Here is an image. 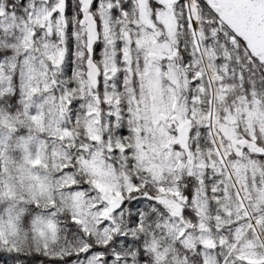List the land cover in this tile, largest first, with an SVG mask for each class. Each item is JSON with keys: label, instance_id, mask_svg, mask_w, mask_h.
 <instances>
[{"label": "trees", "instance_id": "trees-1", "mask_svg": "<svg viewBox=\"0 0 264 264\" xmlns=\"http://www.w3.org/2000/svg\"><path fill=\"white\" fill-rule=\"evenodd\" d=\"M196 1L202 57L184 2L170 6V32L159 21L167 7L147 0L155 41L169 49L157 61L162 85H172L176 113L188 124L184 145L173 148L175 170L156 180L140 155L149 139L137 116L144 71L135 41L138 1L58 0L51 19L59 17L60 31L56 26L47 37L34 21L31 35L27 29L37 0H0V264H264L261 244L206 128L212 97L207 67L222 151L264 242V157L234 150L222 132L227 126L237 140L264 150V135L258 129L251 134L237 114L256 105L264 115V61L204 1ZM86 15L96 32L91 42ZM106 27L115 64L109 79ZM46 37L63 50L60 65L48 71L40 56ZM90 93L101 110L114 101L115 110L101 116L104 147L90 131ZM98 152L122 177L121 204L104 235L85 228L76 208L78 194H93L88 162ZM176 222L195 241H183Z\"/></svg>", "mask_w": 264, "mask_h": 264}, {"label": "rangeland", "instance_id": "rangeland-1", "mask_svg": "<svg viewBox=\"0 0 264 264\" xmlns=\"http://www.w3.org/2000/svg\"><path fill=\"white\" fill-rule=\"evenodd\" d=\"M37 1L39 5L32 8L27 23V29L31 35V26L34 21L44 27V33L47 37H51L52 31L56 26L58 27V32L60 31L59 17L55 20L51 19V13L58 8V0H50L48 4V0ZM137 1L140 12V28L138 37L135 41L144 61L137 116L140 123V131L144 132L149 139L147 144H141L140 155L145 167L151 172L153 177L158 180L175 170L178 157L173 148L176 145L181 147L184 145L185 134H187V132L184 131L181 134L180 128L188 124L176 113L174 93L170 88L172 85L169 87H163L162 85L163 72L158 66L157 61L165 55H168L169 49L167 46L159 45L155 41L154 26L149 19L147 0ZM176 1L177 0H159L160 3L167 7V12L159 16V21L170 32L175 28L170 6ZM263 1L264 0H254L253 3L252 1L248 3L247 0H217L218 5L223 8L222 20L232 26L236 34L245 39L251 52L262 61H264V5L260 6V3ZM84 23L88 29L91 42L96 37L94 24L88 15H86ZM189 29H191L190 26ZM104 30L102 40L105 45V71L109 79L115 73L114 52L112 38L109 35L107 27L106 29L104 28ZM230 42L235 44L233 39H230ZM196 47L198 52L202 55V45H198L197 43ZM40 56L42 66L45 71H48L49 67H57L60 65L63 57V50L58 43L47 38ZM208 75L209 77L211 76L209 72ZM168 76L170 83L176 85L174 72L170 71ZM90 78L92 79V75H90ZM208 80L213 95L214 89L211 79ZM93 85H95L94 81H92L91 86L93 87ZM90 98V131L96 144L99 147H104L105 145L101 134V116L104 112L105 114H109L112 110H115L114 101L109 100L107 106L101 110L98 101L92 99L91 93ZM209 110L208 123L206 124L209 140L217 150V155L223 163L222 167L226 171L227 179L237 191L236 197L239 207L247 216L248 227L256 232L257 237H259L264 254V242L257 231L258 221L250 216L244 199L239 191L238 184L230 172L222 154V147L215 128L213 97H211L209 101ZM237 114L239 119L243 120L244 125L251 134L255 129H258L264 135V115L259 110L258 106L255 105L250 107L245 105L238 109ZM212 130L217 134V141L213 139ZM222 132L231 141L230 146L233 147L234 150L240 151L243 148L246 141L237 140V135L233 132V129L224 126ZM88 170L94 179V191L92 196L89 197L78 194L76 206L77 217L85 228L91 229L97 234L104 235L108 231L106 224L112 220L114 210L121 204L120 179H122V177L118 174L108 158H106V155L101 152H98L97 156H93L88 162ZM158 191L162 194L164 193L162 188H159ZM174 230L185 242L192 243L196 239V237L189 233L184 227L181 228L179 222H176ZM89 263L90 262H88V264Z\"/></svg>", "mask_w": 264, "mask_h": 264}, {"label": "flooded vegetation", "instance_id": "flooded-vegetation-1", "mask_svg": "<svg viewBox=\"0 0 264 264\" xmlns=\"http://www.w3.org/2000/svg\"><path fill=\"white\" fill-rule=\"evenodd\" d=\"M202 1H204L206 4V6L208 7V8H210L217 16H218V18H220V20H222L223 18H222V16H223V8L221 7V6H219L218 5V3H217V0H202ZM248 1V3L250 2V1H252V3L254 2V0H247ZM193 3L195 4V6L197 7L198 5H199V3H197V1L196 0H193ZM251 3V2H250ZM261 5H264V1L262 2V3H260V6ZM225 24H227L224 20H222ZM230 28H231V30L233 31V32H235V29L232 27V26H230L229 24H227Z\"/></svg>", "mask_w": 264, "mask_h": 264}, {"label": "water", "instance_id": "water-1", "mask_svg": "<svg viewBox=\"0 0 264 264\" xmlns=\"http://www.w3.org/2000/svg\"><path fill=\"white\" fill-rule=\"evenodd\" d=\"M185 130V126H182L180 128V132L183 133ZM244 149L248 150L252 153H255L256 155L260 156V157H264V150L260 149L257 145H255L254 143L251 142H247L244 144Z\"/></svg>", "mask_w": 264, "mask_h": 264}, {"label": "built area", "instance_id": "built-area-1", "mask_svg": "<svg viewBox=\"0 0 264 264\" xmlns=\"http://www.w3.org/2000/svg\"><path fill=\"white\" fill-rule=\"evenodd\" d=\"M189 26L191 27V31L193 32L194 37L196 39L197 38V29H196V25H195V22H194V18L189 19Z\"/></svg>", "mask_w": 264, "mask_h": 264}, {"label": "bare ground", "instance_id": "bare-ground-1", "mask_svg": "<svg viewBox=\"0 0 264 264\" xmlns=\"http://www.w3.org/2000/svg\"><path fill=\"white\" fill-rule=\"evenodd\" d=\"M194 10V9H193ZM217 134L213 131L212 132V136H213V139L215 140V141H217V136H216Z\"/></svg>", "mask_w": 264, "mask_h": 264}]
</instances>
